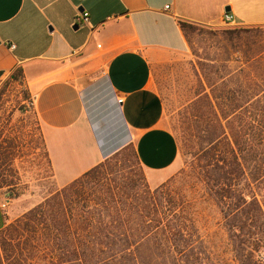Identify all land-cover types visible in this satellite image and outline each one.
<instances>
[{
  "label": "crops",
  "instance_id": "crops-1",
  "mask_svg": "<svg viewBox=\"0 0 264 264\" xmlns=\"http://www.w3.org/2000/svg\"><path fill=\"white\" fill-rule=\"evenodd\" d=\"M82 11L88 21L76 23ZM225 11L240 26L264 24V0H0V82L22 68L16 81L59 187L104 159L87 109L103 89L122 99L116 111L129 133L103 148L131 143L148 183L165 181L178 145L153 70L187 50L179 21L220 27Z\"/></svg>",
  "mask_w": 264,
  "mask_h": 264
},
{
  "label": "trees",
  "instance_id": "trees-1",
  "mask_svg": "<svg viewBox=\"0 0 264 264\" xmlns=\"http://www.w3.org/2000/svg\"><path fill=\"white\" fill-rule=\"evenodd\" d=\"M179 24L186 35L196 27ZM243 72L240 67L232 73L234 84L248 96H226L222 89L213 104L206 94L202 107L210 113L198 103L191 107L198 139L185 133L186 146L193 143L205 161L206 189L220 212L229 258L206 240L192 202L148 187L142 175L120 174L116 167L129 154L143 170L130 143L129 154L126 146L114 151L113 160L91 167L15 218L3 214L0 264H145L142 248L150 254L146 264H264V85L244 86ZM21 74L15 68L0 93Z\"/></svg>",
  "mask_w": 264,
  "mask_h": 264
},
{
  "label": "rangeland",
  "instance_id": "rangeland-1",
  "mask_svg": "<svg viewBox=\"0 0 264 264\" xmlns=\"http://www.w3.org/2000/svg\"><path fill=\"white\" fill-rule=\"evenodd\" d=\"M230 27L232 25L209 28L196 25L187 29V50L175 60L160 63L153 73L163 102L164 121L178 145L172 170L156 187L166 195L182 196L192 202L197 225L206 240L227 258L231 253L221 215L206 189L205 161L193 143L186 146L185 133L198 139L192 126L194 112L191 107L198 103V109L210 113L213 109L202 107L206 94L213 104L214 93L223 94L222 89H226V96H248L238 92V86L234 84L236 76L232 73L238 68H244L240 75L244 86L253 81L264 85V24L244 26L246 29L240 32L228 31ZM93 95L87 109L98 142L105 144L116 135H121L118 139L126 137L128 140L129 133L117 115L114 95L105 89ZM27 100L26 88L20 81L9 82L0 93V184L9 183L0 188L2 221L3 214L11 220L59 187L46 156L38 122L32 108L26 106ZM215 108L217 110L216 105ZM129 144L125 145L127 154L130 153ZM114 151L103 160H113ZM127 158L126 164L119 163L116 167L120 174L128 178L142 175L145 177L142 182L147 181L144 170L138 167L134 158L130 154ZM148 187L155 188L149 183ZM139 254L146 264L150 255L148 250L142 248Z\"/></svg>",
  "mask_w": 264,
  "mask_h": 264
},
{
  "label": "built area",
  "instance_id": "built-area-1",
  "mask_svg": "<svg viewBox=\"0 0 264 264\" xmlns=\"http://www.w3.org/2000/svg\"><path fill=\"white\" fill-rule=\"evenodd\" d=\"M165 7L167 8L168 5H166ZM75 21H76V23H79V22L80 23H87V21H88V13L87 12H83V11L80 12L79 15H78V17H76ZM222 22H223V25H227V26H231V25L232 26H239L237 24V22L234 21L232 15L229 12H227V11H225L223 13ZM114 100H115V102H116L117 105L122 101L121 98L116 97V96H114ZM32 105H33L32 99L31 98H28V100L26 101V106L28 108H32ZM98 146L100 147V150L102 152V157L103 158H106L107 156H109V154L111 152H109V151H107V150H105L103 148V143L102 142H98Z\"/></svg>",
  "mask_w": 264,
  "mask_h": 264
},
{
  "label": "water",
  "instance_id": "water-1",
  "mask_svg": "<svg viewBox=\"0 0 264 264\" xmlns=\"http://www.w3.org/2000/svg\"><path fill=\"white\" fill-rule=\"evenodd\" d=\"M228 9V8H227ZM76 27V26H75Z\"/></svg>",
  "mask_w": 264,
  "mask_h": 264
}]
</instances>
